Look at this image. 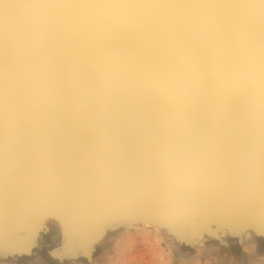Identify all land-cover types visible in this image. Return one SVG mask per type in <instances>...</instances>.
Segmentation results:
<instances>
[{"label":"bare ground","instance_id":"6f19581e","mask_svg":"<svg viewBox=\"0 0 264 264\" xmlns=\"http://www.w3.org/2000/svg\"><path fill=\"white\" fill-rule=\"evenodd\" d=\"M154 125L200 128L204 145H193L204 157L188 175L237 179L221 188L230 201L217 215L234 214L225 229L254 223L264 203V0H0V241L18 231L33 240L53 222L66 234L69 219L38 215L73 202L82 229L65 239L91 243L103 226L85 204L93 171L54 170L51 156L62 143Z\"/></svg>","mask_w":264,"mask_h":264},{"label":"water","instance_id":"95a60500","mask_svg":"<svg viewBox=\"0 0 264 264\" xmlns=\"http://www.w3.org/2000/svg\"><path fill=\"white\" fill-rule=\"evenodd\" d=\"M200 133V128L195 126H127L108 137L58 145V151L51 156L52 169L60 170L64 166L67 172L73 168H78L79 173L93 171V199L85 204L93 205V222L103 226L94 234L90 245L116 220H125L127 224L154 223L169 232L174 228H187L189 219L194 218L223 228L234 224L232 212H228V219L217 214L219 202L229 196L221 188L229 184L231 190H235L238 180L232 178L225 184L223 175L213 178L188 175L191 160L204 157L199 147L193 145L194 142L204 145ZM87 146H93V151L86 149ZM60 159L69 161L62 163ZM102 165L107 166L109 175H100ZM210 194L213 196L209 199ZM61 197L59 194L55 205H65ZM69 200L72 202L70 197ZM227 200L229 203L230 199ZM77 204L72 202L65 205L67 208L49 206L38 216L69 219L66 238L76 240L77 232L82 229L76 211L82 204ZM73 209L74 214H69ZM258 214L264 216V203L255 213ZM50 254L59 256L52 251ZM70 255L76 258V254Z\"/></svg>","mask_w":264,"mask_h":264},{"label":"rangeland","instance_id":"374dc122","mask_svg":"<svg viewBox=\"0 0 264 264\" xmlns=\"http://www.w3.org/2000/svg\"><path fill=\"white\" fill-rule=\"evenodd\" d=\"M205 225L192 227L185 234L179 228L169 232L116 220L90 245L64 240L67 232L53 222L42 227L33 240H25L18 231L0 244V264H264L261 214L254 223L249 219L231 230ZM257 242L261 243L258 248ZM84 248L90 250L89 255L82 253ZM53 249L62 255H51ZM73 253L76 258L70 255Z\"/></svg>","mask_w":264,"mask_h":264},{"label":"crops","instance_id":"0c3cea01","mask_svg":"<svg viewBox=\"0 0 264 264\" xmlns=\"http://www.w3.org/2000/svg\"><path fill=\"white\" fill-rule=\"evenodd\" d=\"M261 244V243H260ZM258 242H257V248H258V246L260 247L261 245H260ZM261 251H263L264 252V249L262 248V250Z\"/></svg>","mask_w":264,"mask_h":264}]
</instances>
